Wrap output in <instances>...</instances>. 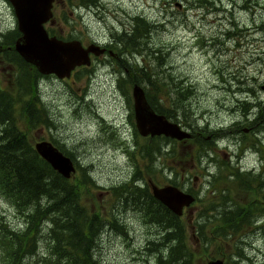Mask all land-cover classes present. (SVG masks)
Listing matches in <instances>:
<instances>
[{
    "label": "rangeland",
    "instance_id": "rangeland-1",
    "mask_svg": "<svg viewBox=\"0 0 264 264\" xmlns=\"http://www.w3.org/2000/svg\"><path fill=\"white\" fill-rule=\"evenodd\" d=\"M79 3L80 0L59 2L51 28L64 37L74 36L77 32L85 44L94 43L101 49L115 50L118 58L114 66L107 61L94 60L90 67L77 69L65 80L54 75L40 78L28 75L29 84L25 87L32 92L26 94L25 99L33 101L39 94L38 98L53 119L51 126L39 128L32 135L37 140L54 138L59 149L69 153L77 167H86L89 175L91 172L89 186L93 188L83 196L91 211L99 212L105 218L112 212L117 223L124 226L122 231L108 225L104 227L93 252L95 259L102 264L157 263V256L153 254L156 251L150 250V241L161 236V228L143 215L146 213L151 217L157 208L143 195H136V200H131V194L117 197L112 192L124 183H130L140 170L142 180L147 181L152 178L171 184L172 180H182L184 175L187 188L197 181L194 183L197 201L182 217L190 220L188 241L190 250L196 255L195 263L207 264L210 258L205 256V248L199 244L196 231L190 226H193L192 220L214 204L217 205L214 213L223 216L233 209L230 207L234 204L232 201L247 200L246 204L255 201L252 208L258 206L257 203L264 205V187L259 185L264 181V169L261 168L264 163V118L263 122L254 121L258 113L264 112V0H98L97 6L89 8L81 7ZM136 16L154 24L148 44L154 52L142 57L131 51L129 56L133 55L132 63H138V68L150 66L155 70L154 74L157 73L148 81L140 74L139 84L165 85V90L171 89L177 96L176 91L183 93L181 101L189 114L188 118H183L194 126L198 124V136L210 139L201 150L203 159L195 157L198 147L195 141H176L172 146L168 145L169 148L165 146L156 161L144 160L140 155L138 145L150 140L136 130L132 97L135 83L129 78L132 73L122 68L124 57L116 49L115 40L123 30L133 29ZM16 27L17 18L11 3L0 0L2 51L3 34ZM105 59L111 58L105 55ZM116 66L118 70H112ZM26 72L29 73V69ZM14 73L13 64L0 57V81L4 87H14ZM36 81L37 92L32 87ZM243 102L250 105L245 113ZM168 105L165 101V106ZM251 142L262 151L249 146ZM173 147L176 152L172 153ZM147 162H153L150 173ZM226 163L239 166L242 174L251 169L260 170L259 177L245 176L247 185L252 179L251 192L244 191L234 182L219 183L224 187L209 185L208 181L214 179L211 175L217 178L220 174L224 177L231 174ZM78 175H74L75 179ZM140 183L144 185V181ZM222 188L232 190L226 202L219 192ZM189 210L194 213L190 217ZM0 211L12 226L23 228L20 215L1 197ZM261 222L251 225H263L264 219ZM244 234L246 245L242 246V254L246 259L235 253L230 258L232 263L264 264V228L251 226ZM240 237L220 238L218 246L228 254L232 249L231 241L238 246ZM213 249L209 248V251ZM42 254L43 250L39 256ZM217 258L222 257L218 255L213 259ZM182 261L180 258L175 264ZM0 264H5L1 257Z\"/></svg>",
    "mask_w": 264,
    "mask_h": 264
},
{
    "label": "trees",
    "instance_id": "trees-1",
    "mask_svg": "<svg viewBox=\"0 0 264 264\" xmlns=\"http://www.w3.org/2000/svg\"><path fill=\"white\" fill-rule=\"evenodd\" d=\"M97 2L98 0H80L79 5L89 8L97 6ZM153 28L154 24L146 18L136 16L132 30H123L116 35L117 37L115 36L116 49L124 57L122 68H126L128 72L132 73V77L129 78L134 79L132 82L135 83L134 85H139L140 74L147 81L157 74H154L155 70L152 67L138 68V63H132L131 60L133 55L143 57L145 54L150 55L154 52L148 46ZM49 31L51 35H56L64 40L78 39L83 41L82 36L77 32L74 36L64 37L58 34L54 28L50 27ZM3 35L4 53L1 57L13 64L15 73L12 81L14 87L12 85L4 87L0 81V197L12 205L24 223L23 228H16L0 211V251H2L0 257L3 258L5 264H39L40 262L45 264H102L100 260L95 259L93 252L104 227L108 225L122 231L124 226L117 223L118 219L112 216V212L108 213L110 215L105 218L99 212L91 211L83 196L84 192H91L93 188V186H89V183L92 182V176L91 172L89 175L86 167H78L77 174L79 175L76 179L75 176L66 178L36 151L35 143L44 138L37 140V137L32 134L39 128L51 126L53 119L38 98L39 94L33 101L25 99L26 94L32 92L30 88L25 86L29 84L28 75L40 78L42 74L13 48L16 41L21 37L18 28L16 27V29ZM226 35L230 36L228 33ZM131 51H134V54L129 56ZM83 68L86 69V67ZM26 69H29V73L26 72ZM37 83L38 81L32 86L36 92L39 91ZM143 87L152 108L157 113L165 115L192 133V137L185 142L195 141L194 143L198 145L195 150V157L200 160L202 158L201 150L209 144L210 139L198 136L196 133V125L198 124L195 123L194 126L183 118L184 116L189 117L181 101L182 96H184L183 93L180 90L176 91L179 94L177 96L173 90H165V85L158 86L150 82H147ZM22 96L25 102H22ZM128 100L130 101L129 96ZM165 101L169 102L168 107L165 106ZM243 103L241 105L245 113L250 105L248 102ZM43 115H45L44 118ZM263 118L264 112H260L254 121L263 122ZM51 141L58 146L54 138ZM173 142L176 140L157 136L150 139L148 143L139 144L138 148L144 160L156 161V157L162 156L165 146H172ZM181 142L184 143V141ZM249 146L262 151L259 146L253 145L252 142ZM60 150L70 156L65 150ZM171 151L172 153L176 152L174 147ZM193 155L191 154V156ZM152 163L147 162L148 173H150L149 167ZM225 166L231 170V174L226 175V177L220 174L219 178L211 175L210 177H214V179L213 182L208 181L209 185L211 183L214 186L224 187L219 183L234 182L244 191L251 192L253 190L251 187L252 179H250V185H247L245 176L259 177L260 170L257 172L251 169V171L256 172L249 171L242 174L239 166H231L227 163ZM261 168L264 169V163ZM140 172L134 174L130 183H124L116 188L117 190H113V195L122 197L128 193L133 195L131 200H136V195H143L151 206L157 208L151 217L146 213L143 214L148 221L161 228V236L156 238L157 240L150 241V250L156 251L153 253L157 256L156 264H175L180 258H183V261L179 264H196V255L190 250L191 246L188 241L189 218L185 220L184 217L178 216L157 200L148 181L142 180L144 177ZM262 174L264 176V171ZM137 180H139L138 183H136ZM152 180L156 184L159 183L155 179ZM140 181H144V185H141ZM171 183L176 185L174 180ZM262 184L264 187V181L259 183V185ZM222 189L219 192L226 202L231 196L232 190L229 188ZM80 191L83 192L80 193ZM237 202L232 201L234 204L230 207L233 209L227 212L228 215L223 216L219 212L214 213L217 207L214 204L206 211H201L192 220L193 226L191 224L190 226L193 231H196L199 244L205 248L203 252L206 257L213 259L221 255L226 264H235L230 259L236 255L235 253L239 258L246 259L242 254L243 245H246L243 242V237H246L244 232H247L251 226H255V229L264 228V224L251 225L254 222L259 224L264 219L263 204L257 203L259 207L252 208L256 203L255 201L249 204H246L247 200ZM207 230L209 234H207ZM238 237H240L238 239L239 245L236 246V242L232 240L230 253L221 251L220 245L218 246L220 238L235 239ZM221 241L223 242V239ZM209 248L214 249L209 251ZM41 250H43V254L39 256ZM36 256L39 257L35 258ZM174 258L175 260H173Z\"/></svg>",
    "mask_w": 264,
    "mask_h": 264
},
{
    "label": "water",
    "instance_id": "water-1",
    "mask_svg": "<svg viewBox=\"0 0 264 264\" xmlns=\"http://www.w3.org/2000/svg\"><path fill=\"white\" fill-rule=\"evenodd\" d=\"M14 8L18 29L22 33L15 44L16 51L43 74H55L58 78H69L80 66L91 64V54L99 55L106 51L94 43L84 45L81 40H64L50 35L46 24L53 23V7L56 0H9ZM1 53V47H0ZM136 127L142 136L164 135L177 140L190 138L192 135L177 122L157 113L148 101L141 85L132 89ZM35 149L57 172L70 178L76 171L73 160L64 154L51 141L36 142ZM153 195L177 215L191 205L195 198L178 187L166 185L159 187L150 181ZM207 264H225L217 258Z\"/></svg>",
    "mask_w": 264,
    "mask_h": 264
},
{
    "label": "flooded vegetation",
    "instance_id": "flooded-vegetation-1",
    "mask_svg": "<svg viewBox=\"0 0 264 264\" xmlns=\"http://www.w3.org/2000/svg\"><path fill=\"white\" fill-rule=\"evenodd\" d=\"M58 3V2H57ZM106 47V46H105ZM4 48V47H3ZM3 53H4V51H3ZM105 55H108L111 59H105ZM91 58H92V62L94 61V60H99V61H101V62H104V61H107V62H109V63H111L113 66H114V64L113 63H116V60H117V58H118V56H117V54H116V52H115V50H109V48H106V51L104 52V53H102V54H99V55H94V54H91ZM118 70V67L116 66V67H113V69L112 70ZM121 68H119V70H120ZM47 77V76H53V75H43L42 74V76L41 77ZM120 85H122V83H120ZM157 137V136H156ZM161 137H165V136H161ZM144 138H148L149 140L150 139H152L153 137H149V136H147V137H144ZM168 138V137H167ZM140 171V170H139ZM140 174H143V172L141 171L140 172ZM197 179V176H195L194 177V180H196ZM180 181H182V183H180ZM180 181H176V185H174V184H172L171 182V184H163V183H157V185L159 186V187H163V186H166V185H174V186H177L178 188H180V190H182V191H184L185 193H189V194H192L194 197H196L197 198V193L195 192V189H194V183H197V181H194L193 183H192V187H190V188H187L186 186H185V184L184 183H186V181H187V179L185 178V176L183 175L182 176V180H180ZM192 211H189V216H191L192 215ZM194 214V213H193Z\"/></svg>",
    "mask_w": 264,
    "mask_h": 264
},
{
    "label": "bare ground",
    "instance_id": "bare-ground-1",
    "mask_svg": "<svg viewBox=\"0 0 264 264\" xmlns=\"http://www.w3.org/2000/svg\"><path fill=\"white\" fill-rule=\"evenodd\" d=\"M18 40H19V39H18ZM18 40H17V41H18ZM17 41H16V42H17ZM99 48H100V47H99ZM141 49H142V48H141ZM2 54H3V51H2V48H1L0 56H1ZM160 137H161V136H160ZM202 159H203V158H202ZM192 196H193V195H192ZM154 197H155V196H154ZM193 197H194V196H193ZM194 198H195V201H194L193 203H195V202L197 201L196 197H194ZM157 200H158V199H157ZM178 216H179V215H178Z\"/></svg>",
    "mask_w": 264,
    "mask_h": 264
}]
</instances>
